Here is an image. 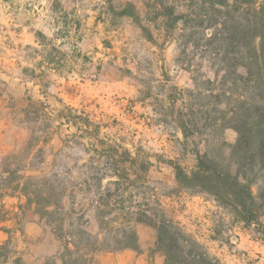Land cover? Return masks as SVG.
<instances>
[{"label": "rangeland", "instance_id": "obj_1", "mask_svg": "<svg viewBox=\"0 0 264 264\" xmlns=\"http://www.w3.org/2000/svg\"><path fill=\"white\" fill-rule=\"evenodd\" d=\"M36 1L25 9L37 13ZM199 1L217 9L220 0H45L40 18L47 31L36 30L40 48L25 51L29 64L23 51L13 64L0 43V254L8 256L5 264H42L61 244L38 206L9 195L17 181L20 188L37 190L40 200L62 198L68 207L74 202L75 216L88 222L91 234L96 233L93 215L102 212L94 206L107 203L106 212L116 216V187L123 182L96 154L114 144L151 164L148 189H140L152 198L151 213L154 203L160 204L215 264H264L263 178L252 187L257 219L247 222L175 181L172 165L189 173L199 139L184 142L167 98L174 89L191 90L192 75L201 82L215 78L202 46L210 32L195 25L210 20L195 18L193 4ZM13 3L0 0V42L6 47L3 20L18 9ZM192 41L199 46L188 45ZM223 138L233 145L236 133L227 129ZM135 231L137 264H164L155 248L158 231L145 224ZM124 250L97 252L94 260Z\"/></svg>", "mask_w": 264, "mask_h": 264}, {"label": "trees", "instance_id": "obj_2", "mask_svg": "<svg viewBox=\"0 0 264 264\" xmlns=\"http://www.w3.org/2000/svg\"><path fill=\"white\" fill-rule=\"evenodd\" d=\"M193 6L195 18L210 17L205 25L204 20L195 25L203 33L210 32L202 38V46L215 78L201 82L192 75L191 90L174 89L167 98L184 142L199 139L192 151L196 164L189 173L172 165L175 181L178 187L209 196L231 209L243 222L256 220L252 187L259 178L264 179V0H220L217 9L214 3L204 1ZM188 45L199 46L195 41ZM227 129L236 133L233 145L224 141ZM96 154L106 159L123 184L115 182V217L106 212L107 203L94 206L96 211L102 208L93 215L95 234L87 231L88 222L83 217L75 216L74 202L68 207L62 198L40 200L37 190H31V186L20 188L18 181L11 188L9 195L23 196L26 203L38 206L36 211L61 242L57 254L42 264H97V252L137 251L135 227L139 224L158 231L155 248L163 254L164 264H215L196 240L166 216L160 204L155 202L157 209L150 212L152 198L140 190L148 189L151 164L147 160L133 156L121 144ZM6 262L8 256L0 254V264Z\"/></svg>", "mask_w": 264, "mask_h": 264}, {"label": "crops", "instance_id": "obj_3", "mask_svg": "<svg viewBox=\"0 0 264 264\" xmlns=\"http://www.w3.org/2000/svg\"><path fill=\"white\" fill-rule=\"evenodd\" d=\"M34 1V0H31ZM36 1V0H35ZM37 6L35 10L25 9L26 5H30V0H14V5L18 6V9L15 8V12L3 20L5 27L8 29L5 31L8 34V38H3L8 40V45H4V42H0L3 45V50L6 52V58L17 65L16 62L21 59L19 52L24 53L25 62L30 63L28 59L31 57L25 51H34V47H39L37 42V37L35 35L36 30L46 33L47 29L43 23L40 16L44 15V8L42 5L45 3V0H37ZM34 6V5H33ZM46 10V9H45ZM38 16L37 19H34ZM85 42H95L96 38H83ZM88 47V46H87ZM43 63L48 64L49 62H42L41 68L43 69ZM139 261L138 255L132 250H124L119 254H107V255H98L97 264H137Z\"/></svg>", "mask_w": 264, "mask_h": 264}]
</instances>
